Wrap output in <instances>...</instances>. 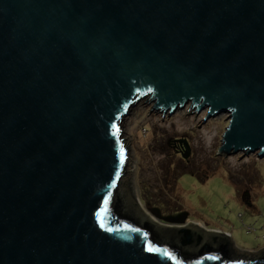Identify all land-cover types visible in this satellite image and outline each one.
<instances>
[{
    "label": "water",
    "instance_id": "obj_1",
    "mask_svg": "<svg viewBox=\"0 0 264 264\" xmlns=\"http://www.w3.org/2000/svg\"><path fill=\"white\" fill-rule=\"evenodd\" d=\"M147 95L226 113L214 155L264 159V0H0V264H264L119 189Z\"/></svg>",
    "mask_w": 264,
    "mask_h": 264
},
{
    "label": "rangeland",
    "instance_id": "obj_2",
    "mask_svg": "<svg viewBox=\"0 0 264 264\" xmlns=\"http://www.w3.org/2000/svg\"><path fill=\"white\" fill-rule=\"evenodd\" d=\"M147 97L134 102L120 122L129 158L119 189L150 219L156 218L150 207L163 216L185 213L186 227L203 234L217 229L236 251L258 252L264 247V159L254 153L214 155L226 113L203 121L207 108L187 113L191 101L169 114V108L149 111L155 101L143 103ZM156 220L162 227L180 225Z\"/></svg>",
    "mask_w": 264,
    "mask_h": 264
},
{
    "label": "flooded vegetation",
    "instance_id": "obj_3",
    "mask_svg": "<svg viewBox=\"0 0 264 264\" xmlns=\"http://www.w3.org/2000/svg\"><path fill=\"white\" fill-rule=\"evenodd\" d=\"M150 204V203H149ZM152 207H150V209H151ZM161 213V212H160ZM167 231H169L170 232V234H172V235H174V236H176V238H177V240L179 241V240H181V239H183L184 240V237L187 235L188 237H189V239L188 238H185V245H188V246H196V244L195 243H198V242H196V238H197V234H198V231H196V230H194V229H191V228H189V227H186V231H184V232H182V231H180V229H178V227L177 228H167L166 229ZM213 232H217V233H219L220 231L219 230H217V229H214V230H212ZM185 235V236H184ZM188 239V240H187ZM222 240V239H221ZM231 247L234 249V247H233V244H232V242H231ZM234 251H235V253H239L238 251H236V249H234ZM248 252H250V251H248ZM244 253H246V252H244Z\"/></svg>",
    "mask_w": 264,
    "mask_h": 264
},
{
    "label": "bare ground",
    "instance_id": "obj_4",
    "mask_svg": "<svg viewBox=\"0 0 264 264\" xmlns=\"http://www.w3.org/2000/svg\"><path fill=\"white\" fill-rule=\"evenodd\" d=\"M151 219H153L156 222V224L161 223V222H158V220H156V218H154V217H152Z\"/></svg>",
    "mask_w": 264,
    "mask_h": 264
},
{
    "label": "crops",
    "instance_id": "obj_5",
    "mask_svg": "<svg viewBox=\"0 0 264 264\" xmlns=\"http://www.w3.org/2000/svg\"><path fill=\"white\" fill-rule=\"evenodd\" d=\"M243 252H245V251H241V250H239V253H243Z\"/></svg>",
    "mask_w": 264,
    "mask_h": 264
},
{
    "label": "built area",
    "instance_id": "obj_6",
    "mask_svg": "<svg viewBox=\"0 0 264 264\" xmlns=\"http://www.w3.org/2000/svg\"><path fill=\"white\" fill-rule=\"evenodd\" d=\"M263 246H264V244H263ZM264 248V247H263Z\"/></svg>",
    "mask_w": 264,
    "mask_h": 264
},
{
    "label": "snow or ice",
    "instance_id": "obj_7",
    "mask_svg": "<svg viewBox=\"0 0 264 264\" xmlns=\"http://www.w3.org/2000/svg\"><path fill=\"white\" fill-rule=\"evenodd\" d=\"M151 250V249H150Z\"/></svg>",
    "mask_w": 264,
    "mask_h": 264
}]
</instances>
